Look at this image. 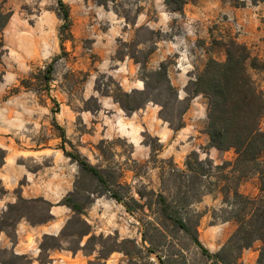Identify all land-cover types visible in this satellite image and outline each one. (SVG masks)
Here are the masks:
<instances>
[{"label": "rangeland", "instance_id": "374dc122", "mask_svg": "<svg viewBox=\"0 0 264 264\" xmlns=\"http://www.w3.org/2000/svg\"><path fill=\"white\" fill-rule=\"evenodd\" d=\"M63 1L68 25L57 0H0V11L12 13L0 28V145L37 174L40 186V195L9 206L0 226L11 232L21 215L44 219L57 201L62 230L43 242L82 249L85 264H215L195 238L218 251L243 204L233 189L255 196L261 181L256 170H235L234 148L209 144L207 97L189 94L190 82L210 57L224 60L234 40L250 49L248 73L264 97V0H194L217 9L219 20L196 37L184 11L188 0L180 10L165 0ZM190 31L193 38L185 39ZM158 48L167 50L164 58L146 64ZM104 56H111L108 69ZM125 56L141 62L134 76L143 89L121 84ZM53 58L47 82L43 73ZM108 98L134 130L136 145L121 131V118L101 108L99 99ZM70 154L99 168L103 179ZM260 246L256 240L244 249L237 264H258ZM0 259L28 264L2 250Z\"/></svg>", "mask_w": 264, "mask_h": 264}, {"label": "trees", "instance_id": "16d2710c", "mask_svg": "<svg viewBox=\"0 0 264 264\" xmlns=\"http://www.w3.org/2000/svg\"><path fill=\"white\" fill-rule=\"evenodd\" d=\"M57 1L62 18L68 25L69 7L63 0ZM184 2L185 0H165L166 4L174 5L178 10ZM11 14L10 11H0V28L6 25ZM250 56L251 51L246 44L232 40L227 45L226 58L219 60L210 57L205 67L190 82L192 90L189 94H202L207 97L205 132L209 136V144L220 151L234 148L237 154L235 170L242 175L252 169L256 170L261 181L260 192L255 196H246L237 188L233 189L243 204L234 216L237 226L218 251L211 253L197 237L195 238L203 252L212 258L215 264H237L243 250L251 247L256 240L261 241L257 261L258 264H264V130L260 129L264 114V97L248 73L247 61ZM55 59L53 58L43 73L47 82L51 79ZM0 150L1 165L5 159V149ZM70 155L78 159L83 169L91 171L98 179H103L95 165L87 160H80L78 154ZM186 165L191 166L189 162ZM19 200L28 199L19 196ZM166 215L182 229L189 230L181 217L168 213ZM49 217L51 216L39 221H45ZM14 256L24 258L16 254Z\"/></svg>", "mask_w": 264, "mask_h": 264}, {"label": "crops", "instance_id": "0c3cea01", "mask_svg": "<svg viewBox=\"0 0 264 264\" xmlns=\"http://www.w3.org/2000/svg\"><path fill=\"white\" fill-rule=\"evenodd\" d=\"M194 0H188L184 11L187 15L188 23L194 24V36L207 34L208 27H213L212 21L217 20V9L208 11L207 8L201 6L200 3H194ZM212 31L214 29L212 28ZM191 33H184L185 39H192L193 35L188 36ZM252 39L256 40L257 35H253ZM158 52L150 51L149 59L146 64L153 65L159 64L164 58V54L167 52L165 49L158 48ZM155 54V56H154ZM105 59V69H108L110 59ZM221 59H224L223 57ZM141 65L140 61H135L125 56L121 59L119 69L121 73V84L128 82L129 88L143 89L144 81L139 75L134 76L136 69ZM108 67V68H107ZM136 67V68H135ZM107 71V70H106ZM130 71V72H129ZM134 71V72H133ZM101 102V108L104 110L111 109L121 118V121L125 126H120L121 131L125 136L131 138V142L136 145L139 140L135 135L134 130L130 129L129 125L123 121V115L120 109L112 101V99H99ZM3 149L4 146L0 145ZM37 174L30 173L23 164L17 163L15 159L5 156L4 162L0 165V220L4 218L10 205L17 202L19 196L27 199L35 198L40 195V192L35 194V191H40V186L36 184L38 182L36 178ZM21 180H25L27 188H23ZM36 184V187H35ZM20 188V194L14 192L16 188ZM52 193H56V190H51ZM50 201V198H49ZM49 208V217L45 221H30L24 215L15 219L14 224L10 226L11 232L7 231L5 227L0 226V250L13 253L16 255L24 256L28 260V264H85L88 256L84 254L82 249L77 248L72 250L68 248L64 242L59 241V245L45 244L43 238L45 235H51L57 237L62 230L63 220L58 215L59 205L57 201L53 203ZM57 209V210H56ZM255 252H258L255 251ZM0 264H5L0 259Z\"/></svg>", "mask_w": 264, "mask_h": 264}, {"label": "built area", "instance_id": "2783aa9c", "mask_svg": "<svg viewBox=\"0 0 264 264\" xmlns=\"http://www.w3.org/2000/svg\"><path fill=\"white\" fill-rule=\"evenodd\" d=\"M228 20L232 21V24H233V26L235 27L236 30H241L242 29L241 28L242 27L241 23L238 20H233L232 16L231 17L229 16ZM260 129L264 130V115H263V117L261 119V122H260Z\"/></svg>", "mask_w": 264, "mask_h": 264}]
</instances>
